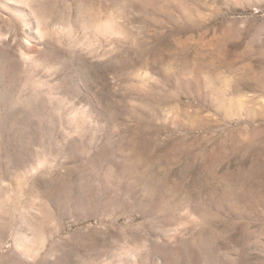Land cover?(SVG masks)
<instances>
[{"label": "rangeland", "instance_id": "1", "mask_svg": "<svg viewBox=\"0 0 264 264\" xmlns=\"http://www.w3.org/2000/svg\"><path fill=\"white\" fill-rule=\"evenodd\" d=\"M0 264H264V0H0Z\"/></svg>", "mask_w": 264, "mask_h": 264}, {"label": "bare ground", "instance_id": "2", "mask_svg": "<svg viewBox=\"0 0 264 264\" xmlns=\"http://www.w3.org/2000/svg\"><path fill=\"white\" fill-rule=\"evenodd\" d=\"M112 29H113V27H111ZM114 31H117V30H115V29H113ZM189 258V257H188ZM193 259H195V258H193ZM196 260V259H195ZM194 263V262H193Z\"/></svg>", "mask_w": 264, "mask_h": 264}]
</instances>
